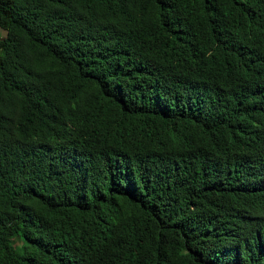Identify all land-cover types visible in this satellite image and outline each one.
<instances>
[{
	"label": "trees",
	"instance_id": "obj_1",
	"mask_svg": "<svg viewBox=\"0 0 264 264\" xmlns=\"http://www.w3.org/2000/svg\"><path fill=\"white\" fill-rule=\"evenodd\" d=\"M0 30V264L264 262V0H0Z\"/></svg>",
	"mask_w": 264,
	"mask_h": 264
},
{
	"label": "clouds",
	"instance_id": "obj_2",
	"mask_svg": "<svg viewBox=\"0 0 264 264\" xmlns=\"http://www.w3.org/2000/svg\"><path fill=\"white\" fill-rule=\"evenodd\" d=\"M261 173H259L257 178H261V182L259 184V186L257 187V192H255L253 195H251V199H261L264 197V174H262V176H260ZM233 249L230 245L225 247V251L228 253V250ZM264 250V247L262 248ZM261 264H264V262H262Z\"/></svg>",
	"mask_w": 264,
	"mask_h": 264
},
{
	"label": "rangeland",
	"instance_id": "obj_3",
	"mask_svg": "<svg viewBox=\"0 0 264 264\" xmlns=\"http://www.w3.org/2000/svg\"><path fill=\"white\" fill-rule=\"evenodd\" d=\"M0 36L3 37L4 33H2V31L0 30ZM1 198H3V196H1Z\"/></svg>",
	"mask_w": 264,
	"mask_h": 264
}]
</instances>
